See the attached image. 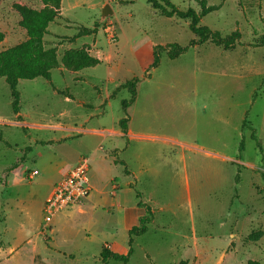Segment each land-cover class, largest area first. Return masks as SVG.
<instances>
[{"label":"rangeland","instance_id":"374dc122","mask_svg":"<svg viewBox=\"0 0 264 264\" xmlns=\"http://www.w3.org/2000/svg\"><path fill=\"white\" fill-rule=\"evenodd\" d=\"M170 1L180 10L200 9L196 0ZM206 1L220 8L203 16L200 24L222 35L238 29L241 45L224 50L207 42L189 47L172 60L161 51L159 64L152 67L153 46L189 44L193 34L188 20L164 17L147 0H63V18L89 27L95 25L96 31L79 37L76 44L92 42L82 46L100 63L77 72L65 70L61 65L64 47L59 45L73 39L70 35L75 32L74 25L51 23L44 40L48 45L55 43L60 64L51 71L50 81L42 77L18 81L22 116L19 121L11 109L10 89L4 78H0V169L8 162L13 166L24 161L28 137H40L42 133L33 122L46 124L47 128L77 122L112 94L109 104L105 105V120L110 123L122 113L121 100L129 97L127 89L117 87L132 77L140 79L137 103L133 111L129 107L132 121L128 123L143 137L130 141L124 157L134 169L144 164L136 188L139 195L151 201L140 205L151 207L153 223L147 224L148 232L134 237L128 264H194L197 258L190 235L196 238L200 264H264L262 210V224L248 226L239 240L228 246L230 230L225 227L222 232L225 236L218 237L214 222L221 217L225 219L227 201L232 195L235 198L236 193L241 197L234 199L231 210L246 207L256 211L255 201H249L247 206L243 201L249 197V187L255 190L264 208V179L261 178L264 171L261 159L264 160V46L251 45L264 37V0ZM17 4L40 7L39 0H0V31L4 33L0 51L26 38V31L19 26ZM106 4H111L113 10L110 19L116 37L112 41L107 40L99 25ZM62 35L69 37L61 38ZM63 110L68 112L67 116L60 115ZM245 113L247 124L242 130L240 123ZM250 127L255 128L262 154L250 137ZM241 137L244 146L237 155ZM41 141L45 140H38ZM134 149L138 150L139 160L131 158ZM222 156L227 160L223 161ZM231 157L234 159H228ZM245 160H251L258 168L248 169L238 162ZM24 167L39 171L35 180L47 176L41 165H34L32 161ZM28 168L24 171L26 176ZM30 217L33 223L43 220L39 206ZM10 237L13 238L11 233ZM101 238L99 234L88 240L83 233H78L68 247L61 244L59 237L56 238L58 246H54L49 237L42 235L39 247L33 252L38 260L32 264H48L42 259L50 260L51 253H56L53 264H100ZM115 241L116 251H127V236L123 231L117 230ZM0 248L7 249L1 245ZM69 250L74 254L71 258L57 255ZM225 250L231 253L220 259ZM12 253L14 250L8 251L2 259ZM107 264L122 263L109 260Z\"/></svg>","mask_w":264,"mask_h":264},{"label":"crops","instance_id":"0c3cea01","mask_svg":"<svg viewBox=\"0 0 264 264\" xmlns=\"http://www.w3.org/2000/svg\"><path fill=\"white\" fill-rule=\"evenodd\" d=\"M62 3L63 0H61L59 17L51 23L65 24L66 26L74 25L75 32L73 35H70L73 39L70 40L69 43L65 42L60 44L59 47H64V52L69 48H80L84 44L91 45L92 42L88 41H82L81 44H76L79 37L90 34L77 35L75 26L82 25L87 28H93L95 25L89 27L83 24L73 23L69 19L63 18L61 16ZM40 7H42L41 1ZM99 22H101V17ZM62 36L61 38L69 37L67 35ZM56 37L58 38V35ZM47 46L51 47L56 45L55 43L53 45H48L47 43ZM112 97L111 94L108 98L106 97L99 103L98 106L90 108V110L83 114L77 122L71 121L63 125L58 123L49 128H47L46 124L33 122L34 126H36L39 131L41 130L42 133L40 137H28L27 145H25L24 148V161L13 166L11 162L1 166L0 245L7 249L0 248V264H32L37 262L38 255L33 254V252L40 245L42 236L40 234V225L42 221L33 223L30 217L31 212L33 213L36 211L38 206L39 210H42L43 202L52 191L54 184L59 181L68 169L75 165L81 157H88V175L91 191L87 198L80 204L70 208L66 212L56 215L50 226V232L46 236L49 237V241L53 243L54 246H58L56 238L59 237L61 244L69 247L72 246V238L77 236L78 233H83V237L88 240L91 236L100 234V236H102L100 239L101 249L99 252L100 264H102L100 254L103 247L118 252L116 251L117 245L115 241L117 230L123 231L128 241V230L138 225L140 217L146 214L145 208L139 205V203L150 204L149 202L151 201L144 198L143 194L142 196L141 194L139 195V191L136 188L140 174L144 171L142 168L144 164H142L139 169H134L133 166H130L128 163V159L124 157V152L130 148V141L134 138L143 136L135 133L130 128L129 123L125 132L119 128L118 120L122 116V113L117 115L110 123L105 120V116L107 115L105 105L109 104ZM136 103L137 98L130 105V110L133 111ZM101 105H104V107L100 108L99 106ZM245 114L241 118V123ZM19 115L22 118L20 112ZM60 115L67 116L68 112L63 110L60 112ZM129 121H132L131 114L129 115ZM72 133H74V135H72ZM38 140L45 141L38 142ZM162 143L169 142L164 141ZM131 147L133 148V146ZM134 148H137V146H134ZM66 149L70 152L66 153ZM137 149H134V154H131V158L134 157L136 160H139L140 156ZM236 154L238 155V151ZM221 159H223V161L227 160L223 156ZM228 159L234 158L231 157ZM30 161H32L34 165H41L47 172V176L35 180V177L39 175V171L37 169L24 167V164ZM140 161L142 162V160ZM238 162L244 163L245 167L248 169L258 168L257 165L251 163V160ZM25 168L29 169L27 176L24 173ZM34 170H36L37 173L32 176L31 172ZM249 189V197L244 198L243 201L246 206L249 205V201H255L258 204V209L256 211L253 210L251 212L246 207L239 211L235 209L231 210L230 207L234 199L238 200L241 197L239 193H236L235 198L232 195L229 201H227L228 205L226 206L227 212L225 214V219L221 217L217 219L218 221H214L218 232L216 235L218 237L225 236V234H222L224 230H230L227 237L231 238L227 240V246L230 245V242L234 243L239 240L244 229L248 228V226L252 227L253 223L256 225L262 224H260V222H262L260 215L261 210L264 212V208L261 205L262 201H258L259 197L256 196L255 190L250 187ZM159 209L162 210L163 207L160 206ZM151 223H153L152 220ZM95 225L98 226L94 227ZM225 227L226 229H224ZM148 230L149 227L146 232H148ZM10 233L13 238L10 237ZM189 237L193 239L194 255L197 258L194 264H200L201 258L196 244V238L191 235ZM10 250H14V253L6 255V258L2 259V256ZM128 250L129 246L127 243V251L118 253L126 254ZM227 253L231 252H226V250L223 251L220 255V259ZM55 254L56 253L49 254L50 260L45 257L42 261L44 263L53 264L52 259H54L53 257H55ZM57 255L65 259L74 256L72 250Z\"/></svg>","mask_w":264,"mask_h":264},{"label":"trees","instance_id":"16d2710c","mask_svg":"<svg viewBox=\"0 0 264 264\" xmlns=\"http://www.w3.org/2000/svg\"><path fill=\"white\" fill-rule=\"evenodd\" d=\"M42 7L33 8L27 5L17 4L15 7L19 13V26L26 31V38L6 49L0 51V78H4L11 93V109L15 113L17 120H20L19 115V93L17 91V83L21 79H35L42 77L46 81H50L51 71L57 68L60 64L56 46H47L44 36L48 34V25L59 17L61 0H40ZM200 9L187 8L180 10L170 0H147L151 7L158 10L164 17L176 16L179 19L188 20V28L193 34L187 46H182L177 43H167L165 45H155L152 49V67L159 64V56L161 51H164L169 59H176L185 53L189 47H196L204 43H211L216 47L224 50L235 48L240 43V31L238 29L222 35L220 31L211 29L206 25L200 24V19L206 14L218 10L220 5H208L206 0H196ZM101 25V22L100 24ZM77 35L92 34L96 31V27L87 28L82 25L75 26ZM4 39V33L0 31V42ZM252 46H264V37L259 42L251 44ZM100 61L89 53L86 46L80 48H69L62 53L61 65L70 72L81 71L85 68L94 67ZM150 77V74H146ZM140 79L132 77L126 80L117 89H127L129 97L121 100L122 116L118 120V126L122 131L127 130L129 122L128 108L137 98V85ZM246 117V114H245ZM242 120L241 129L247 122L246 118ZM250 137L255 141L256 148L260 154L263 148L260 140L256 136L255 128L250 127ZM2 136L0 135V141ZM244 146V139L241 137L238 144V155L241 154ZM263 164L264 160L261 157ZM264 179V171L261 172ZM234 181L237 182L239 177L236 175ZM140 205V203H139ZM146 214L139 219L138 225L133 226L128 230V246L129 250L126 254H120L103 247L100 257L102 264H106L108 260L128 264L132 253V243L134 237L144 234L147 230V224L152 220V209L148 204H143Z\"/></svg>","mask_w":264,"mask_h":264},{"label":"built area","instance_id":"2783aa9c","mask_svg":"<svg viewBox=\"0 0 264 264\" xmlns=\"http://www.w3.org/2000/svg\"><path fill=\"white\" fill-rule=\"evenodd\" d=\"M101 27L107 40L112 41L116 37L115 27L110 16L101 20ZM36 170L31 172L35 175ZM91 191L88 175V157H81L79 161L70 167L65 175L57 181L52 191L43 202V220L40 225V234L46 236L50 232L53 218L63 210L80 204L87 198Z\"/></svg>","mask_w":264,"mask_h":264},{"label":"water","instance_id":"95a60500","mask_svg":"<svg viewBox=\"0 0 264 264\" xmlns=\"http://www.w3.org/2000/svg\"><path fill=\"white\" fill-rule=\"evenodd\" d=\"M112 13H113L112 8L110 7L109 4H106L105 6H103L102 11H101V20L110 16Z\"/></svg>","mask_w":264,"mask_h":264}]
</instances>
